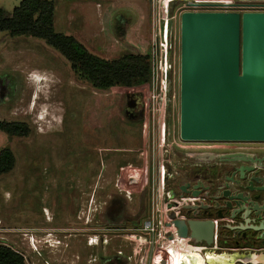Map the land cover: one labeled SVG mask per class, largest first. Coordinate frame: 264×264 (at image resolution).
<instances>
[{
  "label": "rangeland",
  "instance_id": "1",
  "mask_svg": "<svg viewBox=\"0 0 264 264\" xmlns=\"http://www.w3.org/2000/svg\"><path fill=\"white\" fill-rule=\"evenodd\" d=\"M20 2L0 0V7L11 16ZM54 2L55 30L75 36L92 53L109 60L127 53L153 54L152 0ZM250 5L231 11H261ZM163 31L173 36L176 63L169 114L160 105L156 110L151 106V86L96 89L45 40L0 32V120L31 128L28 136L0 130V151L11 149L16 160L13 170L0 175V243L19 251L27 264H108L117 256L120 264L171 263L161 260L167 240L162 225L169 214L164 198L169 176L163 168L189 162L176 141L192 147L225 142L181 140L176 11ZM37 77L43 80L35 81ZM134 92L142 95L145 110L144 118L132 121L125 105L127 94ZM128 162L139 166L145 185L130 190L131 198L116 185L127 174ZM154 215L159 224L163 221L160 236L154 226L144 229ZM90 238H99L98 245H88Z\"/></svg>",
  "mask_w": 264,
  "mask_h": 264
},
{
  "label": "water",
  "instance_id": "2",
  "mask_svg": "<svg viewBox=\"0 0 264 264\" xmlns=\"http://www.w3.org/2000/svg\"><path fill=\"white\" fill-rule=\"evenodd\" d=\"M180 31L181 140L264 142V11H185L181 14ZM127 105L128 115L129 102ZM170 105L169 98L168 112ZM191 156L202 161L208 157V162L216 157L208 152L192 153ZM218 158L249 161L237 154H220ZM263 160L251 161L250 166L241 167L239 178L231 177L228 181L234 186L227 182L224 190L217 188L213 193L210 187H204L205 184L198 181L192 195L200 197L204 191L203 195L213 200L232 202L239 213L243 211L241 224L251 219L260 222L257 229L264 240V179L255 176L254 171L256 166L264 168ZM242 180L245 182L241 183ZM254 181L262 186L254 187ZM190 186L187 182L183 190ZM191 208L193 215L199 216L207 213L208 206L202 200ZM171 224L176 228L171 239L190 237L196 243L205 242L208 246L214 242L215 222L212 218L176 219ZM231 225L228 228L234 229ZM172 255L178 257L181 254ZM209 255V260L216 262L264 264V247L247 254L212 252Z\"/></svg>",
  "mask_w": 264,
  "mask_h": 264
},
{
  "label": "flooded vegetation",
  "instance_id": "3",
  "mask_svg": "<svg viewBox=\"0 0 264 264\" xmlns=\"http://www.w3.org/2000/svg\"><path fill=\"white\" fill-rule=\"evenodd\" d=\"M245 4V3H244ZM264 11V10H261ZM129 95V96H128ZM128 115L126 114V107L128 106ZM145 103L142 99V95L134 93L127 94V101L125 105V114L128 120H141L144 118ZM176 144L179 147V152L184 154L185 158L189 159V162H183L181 168H169L166 167V171L164 174L169 176V185L165 187V196L164 198L168 200V207L166 212L169 214H165L166 218L163 221L158 223L155 215L150 221V226H154V231L157 235H160L161 231L159 229L163 226L165 231V236L167 237L168 248H172V252L179 253H190L196 254L200 259L193 261L196 264H203L204 258L211 263H215L216 261L209 260L208 255L210 253H250L254 251H259L263 249L264 243L263 239H261V231H258V227L260 226V222L256 219L250 220L246 224H241V214L238 212V208H233L232 202H224L223 199L213 200L208 196H204L203 192H201L200 197H194L193 194V186L198 182L204 183V187L208 186L212 189V192L215 193L217 188H221L224 190V185L230 178L232 177L234 180L238 179L240 176V168L243 166H250L251 161H258L264 158V145L261 142H225V144L220 145H212V146H186L178 143ZM140 149V148H139ZM212 153L215 157L214 161L208 162V157L206 160H200V158L192 157V153ZM220 154H237L240 158H246L249 161H229V160H220L218 155ZM259 155V156H258ZM264 164V160L262 162ZM139 166H135V164L128 162L126 164L127 174L123 175L124 178L123 183L118 184L117 187L121 191H125V196L131 198L132 189H144V176L139 174L137 170ZM256 175L259 178L264 179V168L260 166H256ZM99 176H96V183H98ZM190 182L191 186L187 187V190H183V186ZM245 180H242L241 183H244ZM230 183V182H228ZM232 186L233 182L230 183ZM254 187L262 186V184L253 182ZM156 188H153V195L156 197ZM190 190V191H189ZM162 193V190H161ZM114 199L113 196L109 195V201ZM157 197H153L154 206L157 204ZM203 200V203L208 206L207 213L203 215L200 213L199 216L193 215V209L191 208L194 205L200 203ZM189 206V207H187ZM240 208V206H239ZM235 216V217H233ZM80 217V216H79ZM212 218L215 222V231H214V242L212 246H208L205 242L196 243L192 238H176L171 239V235L176 230L173 223L176 219L189 220L192 218ZM253 218V216H252ZM170 224V225H169ZM229 224L234 227V229H230ZM241 224V225H239ZM162 225V226H161ZM161 226V227H160ZM236 226V227H235ZM240 226V227H239ZM144 229H146L144 227ZM201 248V250H198ZM181 251L183 252H180ZM97 250V247L96 249ZM210 256V255H209ZM120 256H117L116 260L119 259ZM172 257V256H171ZM211 258V257H210ZM171 263L169 264H177L182 260L168 258ZM110 259L107 261L108 264H120L119 260ZM189 260V259H188ZM224 260V259H223ZM184 262V261H182ZM215 264H229L225 261L216 262ZM235 264H243V263H235Z\"/></svg>",
  "mask_w": 264,
  "mask_h": 264
},
{
  "label": "trees",
  "instance_id": "4",
  "mask_svg": "<svg viewBox=\"0 0 264 264\" xmlns=\"http://www.w3.org/2000/svg\"><path fill=\"white\" fill-rule=\"evenodd\" d=\"M174 7L169 8L172 14ZM54 0H21L11 16L0 7V32L11 36H32L45 40L71 64L78 77L88 80L96 89H142L150 83L152 68L149 54L127 53L117 59H105L92 53L75 36L57 32L54 26ZM168 41L172 44L171 35ZM0 130L13 136H28L31 128L25 122L0 120ZM11 149L0 151V175L15 167ZM0 264H27L24 256L0 243Z\"/></svg>",
  "mask_w": 264,
  "mask_h": 264
},
{
  "label": "built area",
  "instance_id": "5",
  "mask_svg": "<svg viewBox=\"0 0 264 264\" xmlns=\"http://www.w3.org/2000/svg\"><path fill=\"white\" fill-rule=\"evenodd\" d=\"M244 0H152V8L154 11V23H153V54L150 56L152 78L150 83L147 85L152 87L153 94L149 95L151 98V106L156 110V107L161 106L160 109L166 111L168 114L172 109V97L170 93L171 89V74L175 71L176 63L173 61L172 56V44L169 43L168 37L164 36V23L175 18V11L179 22L181 14L185 11H231L243 5H250L258 8V10H264V0H249L252 3L244 4ZM173 6V14L169 13V8ZM171 37H173L171 35ZM169 98L171 99L170 111H167V103ZM158 105V106H157ZM166 167L163 171H166ZM123 180L124 178H120ZM120 184V183H118ZM145 228L153 229L150 226V221L145 222ZM154 230V229H153ZM152 230V231H153ZM162 234V232H160ZM165 236V231H163ZM160 236V235H159ZM93 238H90L92 240ZM97 239V240H96ZM94 240L98 241L99 238ZM167 243V240L164 241ZM166 252L162 254L165 258L161 259L164 262L172 255V250L177 247L168 248V245L164 246ZM173 248V249H172ZM201 250V248H198ZM180 252L181 251L180 249ZM179 253V252H178ZM160 256V258H163ZM180 264H195L193 261L186 259L184 263L181 261ZM203 264H209L204 258Z\"/></svg>",
  "mask_w": 264,
  "mask_h": 264
},
{
  "label": "bare ground",
  "instance_id": "6",
  "mask_svg": "<svg viewBox=\"0 0 264 264\" xmlns=\"http://www.w3.org/2000/svg\"><path fill=\"white\" fill-rule=\"evenodd\" d=\"M36 76V75H35ZM35 81H39V80H43V79H39L38 77L37 78H33ZM37 97L34 96L33 99H36ZM259 156V155H258ZM118 183H120V185L123 183V180H118ZM39 234V233H38ZM48 241V240H47ZM57 242V241H55ZM106 242V241H105ZM122 242V241H121ZM98 241L92 239L90 241L87 242L88 245H92V246H97L98 245ZM40 244V243H39ZM47 245V244H46ZM51 248H52V244H50ZM66 246V245H65ZM36 249V247H33ZM54 249V248H53ZM55 251L57 249H54ZM34 252V251H33ZM173 254L176 255V251L175 252H172ZM34 254V253H33ZM61 254V253H60ZM181 255H179L178 257H174L173 255H171L174 259H178V260H182V261H185L187 258L185 257H188V259L191 261H196V260H199L200 258L196 255V254H190V253H179ZM64 255V254H63ZM192 257V258H191ZM212 258V257H211ZM34 259V258H33ZM63 259V257H62ZM72 259V258H71ZM101 260V259H100ZM71 262V261H70ZM73 263V262H72ZM184 263V262H183ZM177 264H180V263H177Z\"/></svg>",
  "mask_w": 264,
  "mask_h": 264
},
{
  "label": "crops",
  "instance_id": "7",
  "mask_svg": "<svg viewBox=\"0 0 264 264\" xmlns=\"http://www.w3.org/2000/svg\"><path fill=\"white\" fill-rule=\"evenodd\" d=\"M54 17H55V15H54ZM34 74V73H33Z\"/></svg>",
  "mask_w": 264,
  "mask_h": 264
},
{
  "label": "clouds",
  "instance_id": "8",
  "mask_svg": "<svg viewBox=\"0 0 264 264\" xmlns=\"http://www.w3.org/2000/svg\"><path fill=\"white\" fill-rule=\"evenodd\" d=\"M99 241V240H98Z\"/></svg>",
  "mask_w": 264,
  "mask_h": 264
}]
</instances>
